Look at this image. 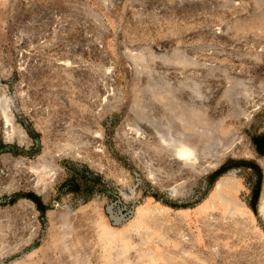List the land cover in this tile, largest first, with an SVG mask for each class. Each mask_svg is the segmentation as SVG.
Returning a JSON list of instances; mask_svg holds the SVG:
<instances>
[{
    "label": "rangeland",
    "instance_id": "1",
    "mask_svg": "<svg viewBox=\"0 0 264 264\" xmlns=\"http://www.w3.org/2000/svg\"><path fill=\"white\" fill-rule=\"evenodd\" d=\"M262 135L264 0H0V264H264Z\"/></svg>",
    "mask_w": 264,
    "mask_h": 264
},
{
    "label": "trees",
    "instance_id": "2",
    "mask_svg": "<svg viewBox=\"0 0 264 264\" xmlns=\"http://www.w3.org/2000/svg\"><path fill=\"white\" fill-rule=\"evenodd\" d=\"M253 143L256 146V150L261 153L264 154V136H256L252 139ZM84 167V171L83 173H81V175L79 176V174L77 173V169H70L68 167L67 170L69 171L70 176H68V178H66L61 184L60 186L63 187L65 192H70L75 194L77 197H81V199L83 200V202H86L87 200H89L92 196L93 193V189L98 186V185H103V181L100 178L101 176H99L96 172H94L93 170H91L90 168H88V166L83 165ZM223 170V168L220 169V171ZM91 175H94L93 177ZM31 200H33L34 202L37 203V196H34L33 194H29ZM16 200V197L13 198V202ZM12 202V203H13ZM38 207V206H37ZM114 207L111 206V210H113ZM38 210H40V208L38 207ZM114 211V210H113ZM113 214L116 215L115 212H113Z\"/></svg>",
    "mask_w": 264,
    "mask_h": 264
},
{
    "label": "bare ground",
    "instance_id": "3",
    "mask_svg": "<svg viewBox=\"0 0 264 264\" xmlns=\"http://www.w3.org/2000/svg\"><path fill=\"white\" fill-rule=\"evenodd\" d=\"M2 109V108H1ZM3 112H4V115H5V118H6V120L8 121V123L11 121V118H10V114L6 111V108H4V110H3ZM190 148V147H189ZM187 149V148H186ZM192 151V150H191ZM180 156L183 158V157H186V156H188L189 154H193V153H188V152H186V151H181L180 150ZM192 159H193V157H192Z\"/></svg>",
    "mask_w": 264,
    "mask_h": 264
},
{
    "label": "water",
    "instance_id": "4",
    "mask_svg": "<svg viewBox=\"0 0 264 264\" xmlns=\"http://www.w3.org/2000/svg\"><path fill=\"white\" fill-rule=\"evenodd\" d=\"M108 210H109L108 211L109 212V215L111 216L112 219L113 218L114 219L119 218L120 215H118V214L115 215V214L112 213L111 206H110V208Z\"/></svg>",
    "mask_w": 264,
    "mask_h": 264
}]
</instances>
